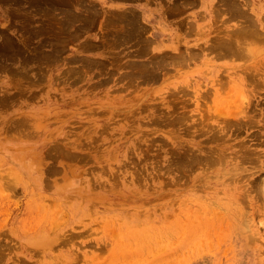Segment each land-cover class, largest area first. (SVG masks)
Returning a JSON list of instances; mask_svg holds the SVG:
<instances>
[{"label": "rangeland", "instance_id": "obj_1", "mask_svg": "<svg viewBox=\"0 0 264 264\" xmlns=\"http://www.w3.org/2000/svg\"><path fill=\"white\" fill-rule=\"evenodd\" d=\"M0 264H264V0H0Z\"/></svg>", "mask_w": 264, "mask_h": 264}, {"label": "bare ground", "instance_id": "obj_2", "mask_svg": "<svg viewBox=\"0 0 264 264\" xmlns=\"http://www.w3.org/2000/svg\"><path fill=\"white\" fill-rule=\"evenodd\" d=\"M228 2H229V1H228ZM237 2H238V1H237ZM246 2H247V1H246ZM242 3H243V2H242ZM226 4H228V3L226 2ZM231 4L235 5V0H231ZM239 4H240V3H239ZM239 4H238V6H239ZM243 4H244V3H243ZM228 5H229V4H228ZM232 7H233V6H232ZM234 7H236V6H234ZM234 7H233V9H234ZM234 11L236 12V9H234ZM134 18H135V17L131 18V19H130V22H131V20H132V21L135 23V22H136V19H134ZM247 19H248V18H247ZM247 19H246V20H247ZM250 20H251V17H250ZM252 21H253V20H252ZM249 22H250V21H249ZM254 22H255V21H254ZM247 23H248V22H246V25H247ZM250 23H251V22H250ZM248 24H249V23H248ZM256 24H257V22H256ZM246 25H244V26H242V27H245ZM248 26H249V25H248ZM248 26H246V27H248ZM251 26H253V25H251ZM256 26H257V25H256ZM240 28H241V27H240ZM253 28H254V27H253ZM255 28H256V27H255ZM257 28H258V27H257ZM235 29H236V28H235ZM251 29H252V28H251ZM237 30H238V29H237ZM234 31L236 32V30H234ZM239 31H240V30H239ZM239 31H238V32H239ZM243 31H244V28H243ZM245 31H246V30H245ZM251 31H254V29H252V30H249V29H248V31H246V32H249V33H250ZM231 32H232V31H231ZM238 32H237V33H238ZM240 32H242V31H240ZM229 33H230V32H229ZM244 33H245V32H244ZM231 34H233V33H231ZM234 34H236V33H234ZM242 34H243V33H242ZM223 35H224V34H223ZM239 35H240V33L238 34V38H239ZM245 35H246V34H245ZM249 35H250V34H249ZM252 35H254V33H253ZM231 36H232V35H231ZM231 36H230V38L233 37V36H232V37H231ZM234 36H236V35H234ZM240 36H241V35H240ZM256 36H257V35H256ZM242 37H244V36H242ZM251 37H252V36H251ZM222 38L224 39L225 37L222 36L221 39H222ZM238 38H237V39H238ZM245 38H246V37H245ZM221 39H220V40H221ZM226 39H227V38H226ZM242 39H244V38H242ZM246 39H247V38H246ZM248 39H249V38H248ZM229 40H230L229 42L232 43L231 39H229ZM233 40H235V41H233V42L236 43V39H233ZM224 41H225V40H224ZM238 41L240 42V41H242V40L239 39ZM238 41H237V42H238ZM244 41H245V40H244ZM246 41H247V40H246ZM249 41H250V40H248L247 44L250 43ZM251 41H252V39H251ZM13 42H14V41H13ZM13 42L11 43V45L13 44ZM220 42H221V41H220ZM229 42H228V43H229ZM252 42H253V41H252ZM254 42H256V41H254ZM254 42H253V45H254ZM9 43H10V42H9ZM213 43H214V41H213ZM213 43H212V44H213ZM216 43H217V42H216ZM240 43H241V42H240ZM245 43H246V42H245ZM212 44H211V45H212ZM217 44H219V43H217ZM225 44H226V42H225ZM232 44H233V43H232ZM247 44H246V46H249L251 43L248 44V45H247ZM219 45H220V44H219ZM221 45H222V44H221ZM221 45H220V46H221ZM226 45H227V44H226ZM230 45H231V44H230ZM230 45H229V46H230ZM234 45H237V44H234ZM242 45H244V44H242ZM255 45H257V44H255ZM217 46H218V45H217ZM217 46H216V47H217ZM238 46H239V49H240L241 47H240V44H239V43H238ZM238 46H237V47H238ZM244 46H245V45H244ZM251 46H252V45H251ZM221 47H222V46H221ZM227 47H228V46H227ZM227 47H226V48H227ZM253 47H254V46H252L251 48H253ZM22 48H23V47H22ZM235 48H236V47H235ZM244 48H245V47H244ZM248 48H250V46H249ZM254 48H255V47H254ZM254 48H253V49H254ZM215 49H216V48H215ZM239 49H238V51H239V53H240V51H241L242 48H241L240 50H239ZM13 50H14V49H13ZM17 50H18V51L21 50V49H20V46H17ZM234 50H235V49H234ZM244 50H245V49H244ZM246 50H247V47H246ZM225 51H226V49L224 50V52H225ZM229 51H230V49H229ZM231 51H232V50H231ZM236 51H237V48H236ZM252 51H253V50H249V51H247V52H251V53H253ZM242 52H244L243 49H242L241 53H242ZM234 53H235V52H234ZM241 53H240V54H241ZM251 53H249V54H251ZM42 237H44V234H42V235L40 236V238H42Z\"/></svg>", "mask_w": 264, "mask_h": 264}]
</instances>
